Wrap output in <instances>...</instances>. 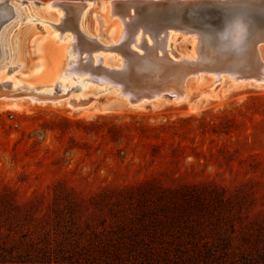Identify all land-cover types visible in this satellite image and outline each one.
Masks as SVG:
<instances>
[{"label":"rangeland","instance_id":"374dc122","mask_svg":"<svg viewBox=\"0 0 264 264\" xmlns=\"http://www.w3.org/2000/svg\"><path fill=\"white\" fill-rule=\"evenodd\" d=\"M204 77L179 103L132 106L92 83L83 109L0 101V264H264V82L212 93ZM141 81L131 69L130 85L157 87Z\"/></svg>","mask_w":264,"mask_h":264},{"label":"bare ground","instance_id":"6f19581e","mask_svg":"<svg viewBox=\"0 0 264 264\" xmlns=\"http://www.w3.org/2000/svg\"><path fill=\"white\" fill-rule=\"evenodd\" d=\"M111 3L0 0V101L11 103L8 106L14 109L22 101L53 105L66 101L73 109H83L88 92L94 89L92 83L101 88L97 94L113 89V97L139 106L159 101L168 93L175 102H182L188 97L192 76L198 83L207 78L204 75L211 76L212 93L224 81L241 86L251 80L264 82V21L238 18L221 34L213 35L205 21L180 20L168 14L146 21L134 7L114 10ZM30 6L38 9L31 24L15 32L5 28L18 17V8ZM97 6L101 27L95 31L88 28L87 18ZM35 21L44 26L36 27ZM105 23L113 25L103 30ZM189 37L191 53H177L174 42ZM210 46L213 55L205 52ZM131 69L135 78L141 75L143 85L153 82L157 86L152 97L131 102L130 95L138 86L128 83ZM73 81L79 92H72Z\"/></svg>","mask_w":264,"mask_h":264},{"label":"water","instance_id":"95a60500","mask_svg":"<svg viewBox=\"0 0 264 264\" xmlns=\"http://www.w3.org/2000/svg\"><path fill=\"white\" fill-rule=\"evenodd\" d=\"M111 4L114 10L134 7L135 13L142 14L147 21L158 18L159 14L177 16L180 20L205 21L218 35L238 18L248 22L252 19L264 21V0H112ZM157 90L134 89L131 102L142 97L150 98Z\"/></svg>","mask_w":264,"mask_h":264},{"label":"trees","instance_id":"16d2710c","mask_svg":"<svg viewBox=\"0 0 264 264\" xmlns=\"http://www.w3.org/2000/svg\"><path fill=\"white\" fill-rule=\"evenodd\" d=\"M0 239H1V234H0ZM3 248H2V243H1V240H0V254L2 252Z\"/></svg>","mask_w":264,"mask_h":264}]
</instances>
